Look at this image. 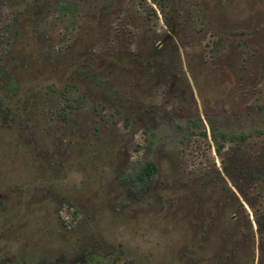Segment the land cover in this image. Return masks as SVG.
<instances>
[{"label": "rangeland", "instance_id": "374dc122", "mask_svg": "<svg viewBox=\"0 0 264 264\" xmlns=\"http://www.w3.org/2000/svg\"><path fill=\"white\" fill-rule=\"evenodd\" d=\"M87 252L264 264V0H0V264Z\"/></svg>", "mask_w": 264, "mask_h": 264}, {"label": "trees", "instance_id": "16d2710c", "mask_svg": "<svg viewBox=\"0 0 264 264\" xmlns=\"http://www.w3.org/2000/svg\"><path fill=\"white\" fill-rule=\"evenodd\" d=\"M154 169V164L150 161H145L143 162L138 169L135 171L134 173V180L136 181H144L145 179H147L151 172ZM103 259L104 260V264H111V262L109 261V259H107V257H98L92 253H88L85 254L83 256L82 260H74L68 264H93V263H100V260ZM93 262V263H92ZM66 264V263H65Z\"/></svg>", "mask_w": 264, "mask_h": 264}]
</instances>
